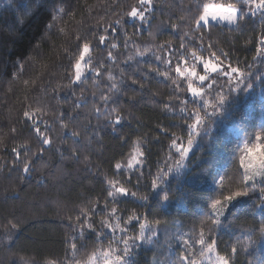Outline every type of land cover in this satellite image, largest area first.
Here are the masks:
<instances>
[{
	"label": "trees",
	"instance_id": "16d2710c",
	"mask_svg": "<svg viewBox=\"0 0 264 264\" xmlns=\"http://www.w3.org/2000/svg\"><path fill=\"white\" fill-rule=\"evenodd\" d=\"M202 2L240 7L237 0ZM200 4L154 0L152 18L134 32L138 22L126 13L137 0H0V264H65L68 239L81 213L88 216L76 257L81 264L104 258L103 253L122 255V238L139 237L140 224L146 225L144 236L129 244L123 257L128 264H203L209 253L198 243L202 231L206 243L216 241L212 253L217 258L264 264L261 192L225 204L210 237L204 226L212 203H223L224 196L239 190L245 144L252 149L259 143L264 158V24L257 14L239 27L219 24L197 32L191 20ZM117 19L125 23L129 43L123 46L117 26L110 34L117 44L115 60H109L98 36ZM86 42L88 69L82 83L74 84L69 78ZM209 45L219 57L213 62L230 77L206 73L193 59V52L210 59ZM168 48L182 52V59L170 56ZM176 63L185 71L195 68L197 75L181 77ZM229 64L248 77L250 86L229 90ZM200 75L209 79L202 82ZM189 84L201 95H193ZM101 93L113 98L108 107L116 109L107 118L103 108L100 117L94 111L103 104ZM220 94L227 98L218 106ZM78 99L84 102L74 109ZM197 110L203 119L194 129ZM26 111L33 119L24 116ZM117 113L123 119L113 127ZM33 122L51 145H42ZM72 130L81 134L78 140ZM173 139L185 148L193 141L183 160ZM136 156L140 166L129 167ZM88 222L93 228H87Z\"/></svg>",
	"mask_w": 264,
	"mask_h": 264
},
{
	"label": "snow or ice",
	"instance_id": "6c2138e0",
	"mask_svg": "<svg viewBox=\"0 0 264 264\" xmlns=\"http://www.w3.org/2000/svg\"><path fill=\"white\" fill-rule=\"evenodd\" d=\"M240 7H236L235 4H215V3H203L201 0L200 6L196 10V14L192 17L191 22L195 25L196 31L201 32L202 30H210L212 27L219 25L221 22H227L229 25H237V27L240 26V23L243 22L245 19L251 20L253 17L259 15L260 21L262 24H264V0H237ZM154 7V0H137V6L131 7V10L126 13L127 16L131 17L133 20L137 21L138 24H134L132 27L135 31H138L140 27L143 26V23L148 22L152 18V11ZM117 26H119V30L123 33V36L125 37L123 46L126 48L129 43L128 39V32L125 28V23L122 22L120 19L115 20L111 25H107L103 32L105 34H101L98 36V44L104 45L107 50V55L109 60H115V57L113 56L112 49L117 48V44L113 42L111 38V32L117 31ZM170 27H177V25H169ZM186 35V34H185ZM201 41H203V35L200 36ZM260 43L264 45V37L261 38ZM169 44V42H165V44L160 45L159 47L161 49H165V47ZM181 49H183L185 46L183 42L179 45ZM212 47L214 45H209L208 50L210 52V59H204L203 57H197L196 53L193 52L191 55L194 60L199 59L201 61L203 70L207 73L209 70L213 73H219L222 74L225 77H230V73L226 69H221L219 63H214L213 59L219 61V57H217L216 52L211 51ZM90 51V44L84 43L83 44V52L79 55L78 60H76L74 64V73L73 76L70 77V82L72 83H82V78L85 76L84 70L82 69V62H85V57ZM169 55H177V53L173 52L170 48H168ZM220 53L222 56H224L225 59L228 57V53L223 52V50H220ZM139 55H144V53H138ZM156 60L162 61L166 65H171L172 60L171 59H164L159 54H154ZM183 53L180 52L177 55V59H182ZM131 59V57H129ZM228 68L231 69L232 77L229 79L228 87L230 91L239 90L241 86H250L246 84L247 76H245L244 73H240V70L236 67H232L231 64L228 65ZM158 71V70H157ZM93 72L97 76H99V71L97 69H93ZM175 72L179 74L181 77L186 76H196V70L195 68L189 69L185 71L180 67L179 63H176L175 65ZM240 73L239 77L236 78L234 74ZM160 75L167 77V72H159ZM109 79H114L111 75H109ZM200 81H206L209 79L208 75H200L199 76ZM234 80V82H233ZM111 88H116V85L113 83L110 85ZM223 87V85H221ZM189 88L193 95L199 96L201 95L200 90L196 89L195 87H192L191 84H189ZM81 93L83 92V89H80ZM75 95V92L73 93ZM227 98V96L220 94L219 95V103L222 104L224 100ZM100 99L103 101V104L100 106H97L94 108V111L97 115V117L101 116V108L104 109L103 116L107 118L111 115L112 112H115L116 109L114 106L108 107L113 102V98L111 96H106L103 93H101ZM83 99H78V102L73 105V108H79L81 103H83ZM167 107V105H166ZM63 113H61V117H63ZM25 117H29L30 119H33L31 114L29 112H24ZM69 119H72V117H69ZM123 117L117 113L114 119L111 121V126L115 127L121 124ZM203 117L201 116L200 112L197 110L195 113V123L191 125L192 128H198V126L201 123V120ZM45 123V122H41ZM62 127L67 128V124H62ZM33 130L34 132L40 137V140L42 142V145H51L52 141L48 137V135L42 133L41 127L36 125L35 122H33ZM46 131H50V128L46 125ZM80 133L78 131L72 130L71 131V137L74 139L80 138ZM261 138H264V131L260 133ZM192 139L188 140V147L185 148L183 146H177L176 140L173 139L172 145L173 147H176L177 152L181 154V160L187 157L189 151L192 147ZM245 151L247 155L242 156L240 158V164L243 166L244 171L240 173V185L239 190H236L232 192L231 194L223 197V203L221 199H216L214 203H212V215L208 217L206 224L204 225L207 228V235L210 237L211 234L214 231V227L216 224L220 222V218L223 215L225 211V204L231 203L233 200L237 199L238 197L246 196L252 191H259L262 194H264V159L259 160L256 164L253 163L255 160V155L253 149H250L247 144H245ZM41 153L44 151V148L41 147L40 149ZM73 153V158H77L75 149L71 150ZM13 152L16 153L17 157H19L20 153L17 149H13ZM180 162H177V166H179ZM132 165L130 164L129 167ZM259 167L261 171L259 172H253L249 174V169ZM116 169L121 168V164L117 163L115 165ZM30 171L29 165L27 162L23 164V172L28 173ZM155 186V185H154ZM223 187V185H221ZM120 193L127 194L126 190L123 188L118 189ZM111 195V193L109 194ZM132 195H136V193H132ZM223 195V193H221ZM167 199V197H165ZM220 206L218 208L217 206ZM262 206H264V202H262ZM83 216V219L81 218ZM134 219H138L136 217H133ZM71 219V218H69ZM88 219L87 213H81L80 216L76 217L77 223L75 224L73 228V234L68 239V249L66 250V257H68L65 261V264H81V261L76 259L77 253L79 251V247H82L80 244V238L85 235V228L84 224L85 221ZM157 224L160 222L157 221ZM101 224L104 225L105 222L101 221ZM72 225H70L71 227ZM111 227V225H108ZM16 225L13 224L12 228L15 229ZM146 225L140 224V236L139 237H128L127 239L121 240L124 247L122 250V255L118 256L115 261L109 259L110 252L109 253H103L105 259L104 264H122L123 257L126 255L129 251V244L139 238L143 239L144 236V229ZM87 228L91 229L93 228V223L88 222ZM121 231H124V229H121ZM103 234V233H101ZM9 236H11V232H9ZM187 243V241H185ZM198 243L202 246H206L207 252L211 253L216 246V241L209 240V242L206 243L205 240V233L202 231L200 233V237L198 240ZM232 252L236 251V248L231 249ZM71 254L68 256V254ZM51 264H56L55 261H52ZM89 264H92L90 261ZM189 264H192L191 261H189ZM216 264H230L229 258L227 256H219L216 260Z\"/></svg>",
	"mask_w": 264,
	"mask_h": 264
},
{
	"label": "rangeland",
	"instance_id": "374dc122",
	"mask_svg": "<svg viewBox=\"0 0 264 264\" xmlns=\"http://www.w3.org/2000/svg\"><path fill=\"white\" fill-rule=\"evenodd\" d=\"M220 25H225V26H229V27H236V25H229L227 22H221ZM87 61H88V54L86 55L85 57V62H82V69L84 70V73L86 75V72H87V69H88V66H87ZM84 78V77H83ZM82 78V79H83ZM249 147V146H248ZM245 148V147H244ZM251 148L253 149L254 151V155H255V160L253 161L254 164H256L259 160H261V158H263V155L261 154V149L259 147V143H255L251 146ZM247 155V154H246ZM264 159V158H263ZM132 168H137L138 166H140V156H136L134 158V162L131 164ZM244 169V168H243ZM261 171V169H259V167H254V168H250L249 169V174L253 173V172H259ZM234 203V200L227 204L228 206L232 205ZM220 208V206L218 207ZM146 228V227H145ZM117 257H110L109 259L115 261ZM104 258H99V259H96L92 264H104ZM216 260H217V257L214 255V253H209L207 258L205 259L204 263L203 264H216ZM123 264H128L127 263V260H125L124 262V258H123V261H122Z\"/></svg>",
	"mask_w": 264,
	"mask_h": 264
}]
</instances>
